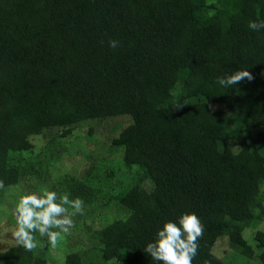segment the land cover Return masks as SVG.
Segmentation results:
<instances>
[{"label": "trees", "instance_id": "1", "mask_svg": "<svg viewBox=\"0 0 264 264\" xmlns=\"http://www.w3.org/2000/svg\"><path fill=\"white\" fill-rule=\"evenodd\" d=\"M250 21H264V0H0V201L45 180L96 216L126 211L99 228L71 217L53 264H157L143 248L189 212L203 225L192 264H228L227 242L233 264H264V29ZM237 70L254 79L216 83ZM89 120L111 121L107 153L134 179L104 157L80 178L42 177ZM38 135L58 142L34 162ZM34 237L33 251L0 249V264H49L47 237Z\"/></svg>", "mask_w": 264, "mask_h": 264}, {"label": "rangeland", "instance_id": "2", "mask_svg": "<svg viewBox=\"0 0 264 264\" xmlns=\"http://www.w3.org/2000/svg\"><path fill=\"white\" fill-rule=\"evenodd\" d=\"M110 123L111 121L106 120H89L85 123L79 124L75 128L73 133L68 137L61 138L60 150L62 151L56 157L55 161L50 164L49 168L43 169L41 166L39 172L43 175L42 177H46L47 179L50 178V181L53 182H58L60 179H63V177L66 176H69L71 178L73 175H75L77 178H80L85 175L86 169L94 167L95 164H99L101 159L104 157L106 161H103L101 163L103 165V168H105L106 170H108L109 168L115 169L117 180H123L125 183H127L130 180L134 179V175L128 174L127 170L121 163V151L113 156H109L107 153V148L110 144L111 139L117 135V131L107 130V127ZM53 139L54 137H46L42 135L31 137V140L34 144L33 150L32 152L24 153V155L34 160V162L45 160L48 155H50L48 159L52 158V154L56 153L55 145H57L58 142L57 139L53 141V144L52 141L49 142V140ZM51 144V149H48ZM37 182L34 181L33 183H31L30 186H33V188L30 190L25 188V182H22L23 185L19 184L12 187L8 190L11 196L5 197L3 199L4 203L0 201V249L6 248L16 243L14 233L17 230V221L14 209L18 205L20 198L27 194L40 195L51 190L50 186L45 187V180H42V182ZM13 197H15L17 202L15 201V199H12ZM68 211L69 213H72L75 210L69 207ZM11 212L13 213L12 216L10 215ZM96 212L102 214L96 216L94 212L90 211V209H83L82 214H76L72 217H76L79 221L82 222L83 227L80 226L82 228H85L89 223L93 228H99L111 222L115 217H123L124 215H126L125 210H115L114 208H110V210L107 211L103 209L97 210ZM75 224H78L76 220ZM74 232H76V227H72L70 233H68V236L73 235ZM252 232H254L253 229L248 233ZM219 249L220 259L225 263L233 264L234 258L232 255H230L232 253L229 248L228 242L227 244H221ZM55 253H58L57 248L51 246L50 253L47 254L49 264H53L54 261H57L59 259V256L55 255Z\"/></svg>", "mask_w": 264, "mask_h": 264}, {"label": "clouds", "instance_id": "3", "mask_svg": "<svg viewBox=\"0 0 264 264\" xmlns=\"http://www.w3.org/2000/svg\"><path fill=\"white\" fill-rule=\"evenodd\" d=\"M248 27L259 31L264 29V21H250ZM118 43L110 40L109 46L116 48ZM253 79L252 72L237 70L217 77L216 83L220 87L229 88ZM4 188V182L0 181V190ZM69 207L75 211L69 213ZM14 212L17 221L14 233L16 243L26 251H33L38 247V241L34 237L37 232L41 237L46 236L52 247H56L61 233L68 234L74 227L71 217L83 213V201L79 198L69 199L67 195L58 199L57 193L53 191L40 195L27 194L20 198ZM202 235L203 225L199 217L195 213H184L177 221H166L143 251L157 264H192L198 255V238Z\"/></svg>", "mask_w": 264, "mask_h": 264}]
</instances>
